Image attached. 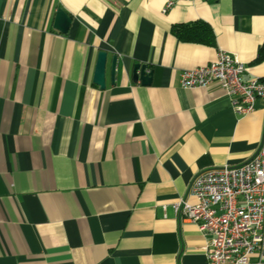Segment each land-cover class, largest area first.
Returning a JSON list of instances; mask_svg holds the SVG:
<instances>
[{
  "label": "crops",
  "instance_id": "obj_1",
  "mask_svg": "<svg viewBox=\"0 0 264 264\" xmlns=\"http://www.w3.org/2000/svg\"><path fill=\"white\" fill-rule=\"evenodd\" d=\"M219 50L264 79V0H0V264H207L175 204L264 140L263 99L238 115L219 84L180 85Z\"/></svg>",
  "mask_w": 264,
  "mask_h": 264
},
{
  "label": "built area",
  "instance_id": "obj_2",
  "mask_svg": "<svg viewBox=\"0 0 264 264\" xmlns=\"http://www.w3.org/2000/svg\"><path fill=\"white\" fill-rule=\"evenodd\" d=\"M246 70L236 54L219 50L206 65L183 70L180 85L192 89L219 84L234 111L244 115L254 109L257 99L264 100V79L244 80ZM175 212L204 235L207 264L248 263L264 242V140L242 163L198 172L185 197L175 204Z\"/></svg>",
  "mask_w": 264,
  "mask_h": 264
},
{
  "label": "water",
  "instance_id": "obj_3",
  "mask_svg": "<svg viewBox=\"0 0 264 264\" xmlns=\"http://www.w3.org/2000/svg\"><path fill=\"white\" fill-rule=\"evenodd\" d=\"M71 23V17L61 8L57 9L54 18V28L62 33H66ZM107 53L106 51H100L97 55V61L95 64L93 82L100 88L105 87V68H106ZM117 62V56L111 57V81H114L115 66ZM152 71L147 69L146 64H135L132 69V80L137 82L138 80L142 84H149L151 82Z\"/></svg>",
  "mask_w": 264,
  "mask_h": 264
},
{
  "label": "trees",
  "instance_id": "obj_4",
  "mask_svg": "<svg viewBox=\"0 0 264 264\" xmlns=\"http://www.w3.org/2000/svg\"><path fill=\"white\" fill-rule=\"evenodd\" d=\"M182 27H184V29H190L189 26H180V28H182ZM204 27H205L206 29H208L206 26H204ZM176 30H177L178 33H181V34H179V36H182L183 33H182L181 31H182L183 29H182L181 31H179V29L176 28ZM208 30H209V29H208ZM210 35H211V34H210ZM185 38H186V39H193V40H194V37H192V36H187V37H185ZM206 42L209 43V44H211V43L213 42V40L209 39V40H207Z\"/></svg>",
  "mask_w": 264,
  "mask_h": 264
}]
</instances>
